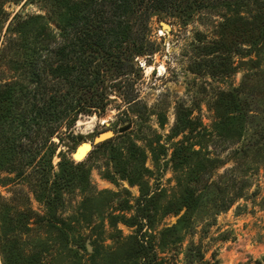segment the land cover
<instances>
[{"label": "rangeland", "instance_id": "obj_1", "mask_svg": "<svg viewBox=\"0 0 264 264\" xmlns=\"http://www.w3.org/2000/svg\"><path fill=\"white\" fill-rule=\"evenodd\" d=\"M66 7L0 0L1 86L21 78L20 39L43 24L56 32ZM252 7L153 12L135 105L116 98L103 115L80 117L52 147L37 145L29 165L0 154V264L2 247L12 264H264V38L223 24L250 19ZM178 110L189 121L180 130ZM109 129L84 159L85 181L51 206L39 199L49 148L51 183L79 143Z\"/></svg>", "mask_w": 264, "mask_h": 264}, {"label": "trees", "instance_id": "obj_2", "mask_svg": "<svg viewBox=\"0 0 264 264\" xmlns=\"http://www.w3.org/2000/svg\"><path fill=\"white\" fill-rule=\"evenodd\" d=\"M56 1L68 9L51 22L57 31L43 24L31 40L20 39L18 46L24 50L16 69L21 70V78L0 85V154L18 152L27 159L25 165L36 158L37 145L52 147V138L62 130L70 131L80 117L103 115L116 98L129 107L138 102L135 58L151 52L147 30L153 12L177 10L188 16L193 10L223 5L234 6L232 10L238 13L241 6L252 5L250 19H233L230 26L232 18H227L224 27L230 33L238 26L250 39L252 35L254 40L264 38V0ZM188 122L178 110L177 129L188 127ZM53 154L54 149L49 148L48 164L35 183L40 188L39 199L49 206L63 190L82 184L87 173L84 160L64 158L49 183ZM1 249L6 264L14 263V251ZM30 260L39 262L37 257Z\"/></svg>", "mask_w": 264, "mask_h": 264}, {"label": "water", "instance_id": "obj_3", "mask_svg": "<svg viewBox=\"0 0 264 264\" xmlns=\"http://www.w3.org/2000/svg\"><path fill=\"white\" fill-rule=\"evenodd\" d=\"M163 27H168L167 24L162 23ZM114 135L113 130H106L96 135L91 142H81L72 152L71 157L76 162L84 160L88 153L94 148V146L110 139ZM264 263V261H263Z\"/></svg>", "mask_w": 264, "mask_h": 264}]
</instances>
